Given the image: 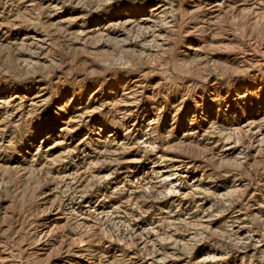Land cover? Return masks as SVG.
I'll use <instances>...</instances> for the list:
<instances>
[{
    "label": "rangeland",
    "instance_id": "374dc122",
    "mask_svg": "<svg viewBox=\"0 0 264 264\" xmlns=\"http://www.w3.org/2000/svg\"><path fill=\"white\" fill-rule=\"evenodd\" d=\"M0 264H264V0H0Z\"/></svg>",
    "mask_w": 264,
    "mask_h": 264
}]
</instances>
